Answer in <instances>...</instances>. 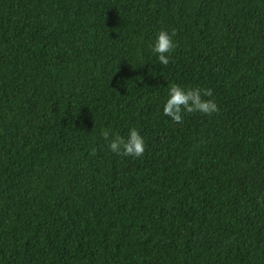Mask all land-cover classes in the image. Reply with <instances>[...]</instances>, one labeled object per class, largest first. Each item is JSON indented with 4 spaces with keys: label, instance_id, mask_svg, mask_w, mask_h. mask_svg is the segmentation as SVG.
Segmentation results:
<instances>
[{
    "label": "trees",
    "instance_id": "trees-1",
    "mask_svg": "<svg viewBox=\"0 0 264 264\" xmlns=\"http://www.w3.org/2000/svg\"><path fill=\"white\" fill-rule=\"evenodd\" d=\"M0 264H264V0H0Z\"/></svg>",
    "mask_w": 264,
    "mask_h": 264
},
{
    "label": "clouds",
    "instance_id": "clouds-1",
    "mask_svg": "<svg viewBox=\"0 0 264 264\" xmlns=\"http://www.w3.org/2000/svg\"><path fill=\"white\" fill-rule=\"evenodd\" d=\"M174 35V31L161 29L156 32L151 41V53L161 66L169 64L170 55L176 47ZM117 85H119V81H117ZM211 96L210 89L186 88L176 83H170L167 85L166 96L161 102L162 115L179 125L182 123L184 115L188 113L195 112L204 115L217 113L218 106L215 100L204 98ZM100 135L105 140L108 151L117 156L138 158L145 151V138L135 126L128 128L126 136L108 129L102 130Z\"/></svg>",
    "mask_w": 264,
    "mask_h": 264
}]
</instances>
